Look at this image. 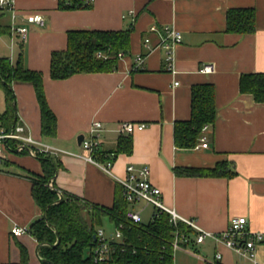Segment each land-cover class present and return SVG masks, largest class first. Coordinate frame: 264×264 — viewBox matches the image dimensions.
I'll list each match as a JSON object with an SVG mask.
<instances>
[{"label":"crops","instance_id":"0c3cea01","mask_svg":"<svg viewBox=\"0 0 264 264\" xmlns=\"http://www.w3.org/2000/svg\"><path fill=\"white\" fill-rule=\"evenodd\" d=\"M59 1L16 0L20 10L39 12L45 18L44 24L29 25L25 41L13 34L10 12H0V23L9 28L0 32V57L16 62L22 55L27 67L43 71L48 103L57 116V134L42 135L40 104L29 82L13 83L17 119L26 121L36 137L81 154L86 150L79 135H88L93 123L101 121L97 158L114 150L121 134L132 137V151L112 158L115 174L125 176L129 163L149 165L151 180L161 188L165 204L201 227L220 232L233 216L244 215L251 229L264 231V101L240 90L242 73L264 72V0H93L63 8ZM233 7L255 8L254 32L226 31L227 11ZM154 24L172 25L182 34L175 48V72L165 67V50L156 46L160 32L149 30ZM78 29H130L129 51L118 58L112 71L54 79L52 53L67 49L68 32ZM147 35L153 48L136 68ZM207 65L211 71L203 70ZM204 82L214 83L216 92L217 116L208 129L209 147L179 148L174 143L175 122L190 117L192 86ZM5 109V92L0 88V115ZM122 121L147 126L122 133L118 130ZM56 161L50 181L58 191L100 205L113 204L118 184L113 175L77 155L63 153ZM222 161L236 173L178 175L174 169L212 167ZM29 172H42L38 157L17 154L0 164V264H23L19 242L28 249L27 264H43L36 253V238L11 231L16 224L30 227L44 214L33 198ZM188 248L176 251L174 264H251L213 238L193 241ZM258 256L264 261L262 246Z\"/></svg>","mask_w":264,"mask_h":264},{"label":"trees","instance_id":"16d2710c","mask_svg":"<svg viewBox=\"0 0 264 264\" xmlns=\"http://www.w3.org/2000/svg\"><path fill=\"white\" fill-rule=\"evenodd\" d=\"M69 1V3H66ZM82 0H60L59 7H80ZM89 5V3L87 4ZM7 25L0 23V32L7 31ZM256 30V10L254 7H233L227 11L226 31L241 34ZM130 48V29L90 30L78 29L68 32V47L53 51L51 76L54 79L67 78L79 72L112 71L117 67L119 53ZM106 54L99 57L98 52ZM14 82L33 84L41 110V132L43 136L57 134V116L48 103L44 88L42 70L25 65L20 55L16 62L9 57H0V88L5 92L6 109L0 115V125L10 127L17 119ZM240 90L252 93L257 101H264V72H245L240 77ZM215 85L212 82L196 83L191 90V115L188 119L177 120L174 126V143L179 148H194L206 124L214 125L217 116ZM132 151L131 135L121 134L113 153ZM107 159L105 153L98 154ZM42 172H29L32 179V195L44 214L31 223L30 233L36 238L39 255L43 264H172V247L169 241L174 237L176 227L169 221V214L162 212L153 221L141 224L131 223L126 216L129 203L123 194V187L117 184L114 202L111 206L90 202L78 195L50 187L48 182L57 170L54 156L41 154ZM178 175L232 176L235 170L226 161L212 167H175ZM108 216L115 226L123 225L130 247L126 251L117 249L107 260L95 261L97 228L102 226L103 217ZM180 232L193 234L194 230L181 222ZM59 238V242L58 241ZM133 246L136 252H133ZM164 246V248H163ZM21 262L27 264L29 254L19 242ZM215 264H220L216 262Z\"/></svg>","mask_w":264,"mask_h":264},{"label":"built area","instance_id":"2783aa9c","mask_svg":"<svg viewBox=\"0 0 264 264\" xmlns=\"http://www.w3.org/2000/svg\"><path fill=\"white\" fill-rule=\"evenodd\" d=\"M86 3H91L93 0H82ZM9 11L11 14V29L13 34H17L21 41H25L29 33V25L32 23L44 24L45 18L39 12H26L20 10L16 5V0H0V12ZM151 31L160 32V38L156 46L162 47L165 50V67L168 71L175 72V48L182 41L181 32L172 25H165L159 28L157 25L150 27ZM144 46L146 50L139 52L135 59L134 66L138 68L142 66L147 56V53L153 48L151 37L147 35L144 38ZM125 52H120L119 57ZM99 57H106L105 53L98 52ZM204 71H211L212 66L207 65ZM178 83V82H176ZM147 126L146 122L122 121L119 123L118 130L122 133H132L136 129H143ZM103 125L101 121H95L88 135H84L81 141V146L86 150V153H76L68 149H64L53 145L43 139L36 137L28 123L23 119H16L15 122L7 127L0 125V164H5L17 154H27L38 157L41 154L51 155L55 158L61 154H72L85 158L86 160L97 164L105 172L113 175L118 183L123 187V194L129 203L127 210V219L133 224L144 223L142 213L147 205L153 207L149 221H153L163 211L169 214V221L176 227L174 237L169 241L172 247L171 255L174 257L178 249L188 248L191 242L203 243L206 238H213L224 243L232 248L237 254L246 258L251 264H264L258 256L259 247H263L264 253V231L253 230L248 225V219L244 215L233 216L230 219L228 227L220 232L210 231L201 227L193 218L181 215L174 207L165 204L163 200L161 188L151 180V168L149 165L137 166L135 163H129L126 166V174L121 177L115 174L113 168V153H106L107 159L101 160L97 158L96 151L101 145L100 132ZM210 125L206 124L200 135L196 149L209 147L208 129ZM50 187H53L52 181L48 182ZM62 191H58L60 195ZM140 201L146 205L136 206ZM183 222L188 227L194 230L193 234L180 232L177 228ZM14 235H22L30 233L29 227L14 225L11 229ZM96 245L93 248L95 261L107 260L117 249L126 251L130 247V242L127 241L123 225L115 226L113 231L107 232L106 228L99 226L96 233ZM164 248V246H163ZM189 249V248H188ZM133 252H136V247L133 246ZM221 253H217V259L221 258ZM243 264V263H238Z\"/></svg>","mask_w":264,"mask_h":264},{"label":"rangeland","instance_id":"374dc122","mask_svg":"<svg viewBox=\"0 0 264 264\" xmlns=\"http://www.w3.org/2000/svg\"><path fill=\"white\" fill-rule=\"evenodd\" d=\"M144 205H146L145 202L140 201L136 206L141 207V206H144ZM152 210H153V207L151 205H147L146 206L145 210L142 213L144 222H148L149 221L151 213H152ZM102 226L104 228H106L107 232H109V233L111 231H113V229L115 227L114 223L110 220V218L108 216H104L103 217Z\"/></svg>","mask_w":264,"mask_h":264},{"label":"water","instance_id":"95a60500","mask_svg":"<svg viewBox=\"0 0 264 264\" xmlns=\"http://www.w3.org/2000/svg\"><path fill=\"white\" fill-rule=\"evenodd\" d=\"M84 138V135H79V137H78V140H79V142L81 143V141H82V139ZM63 197V194L61 193L60 194V198H62ZM46 215V213H44V216ZM57 242H59V238H58V241ZM39 246H40V244H38L37 245V248H36V253H37V255L40 257V259H44L45 260V258H42L40 255H39V252H38V250H39Z\"/></svg>","mask_w":264,"mask_h":264}]
</instances>
